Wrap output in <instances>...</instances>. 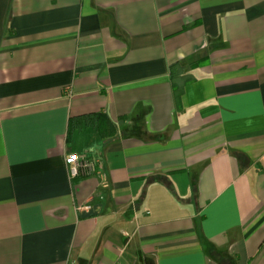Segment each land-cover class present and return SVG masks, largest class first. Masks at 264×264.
I'll return each mask as SVG.
<instances>
[{
  "label": "crops",
  "instance_id": "obj_1",
  "mask_svg": "<svg viewBox=\"0 0 264 264\" xmlns=\"http://www.w3.org/2000/svg\"><path fill=\"white\" fill-rule=\"evenodd\" d=\"M0 264H264V0H0Z\"/></svg>",
  "mask_w": 264,
  "mask_h": 264
},
{
  "label": "built area",
  "instance_id": "obj_2",
  "mask_svg": "<svg viewBox=\"0 0 264 264\" xmlns=\"http://www.w3.org/2000/svg\"><path fill=\"white\" fill-rule=\"evenodd\" d=\"M71 178L90 177L100 174L101 163L99 160L88 159L77 153L71 154L66 159ZM90 209V207H86Z\"/></svg>",
  "mask_w": 264,
  "mask_h": 264
},
{
  "label": "trees",
  "instance_id": "obj_3",
  "mask_svg": "<svg viewBox=\"0 0 264 264\" xmlns=\"http://www.w3.org/2000/svg\"><path fill=\"white\" fill-rule=\"evenodd\" d=\"M239 157L241 156V155H238ZM171 190H172V187H171Z\"/></svg>",
  "mask_w": 264,
  "mask_h": 264
}]
</instances>
